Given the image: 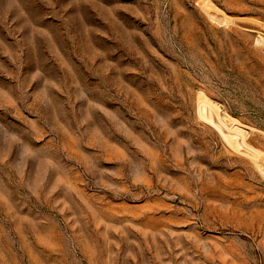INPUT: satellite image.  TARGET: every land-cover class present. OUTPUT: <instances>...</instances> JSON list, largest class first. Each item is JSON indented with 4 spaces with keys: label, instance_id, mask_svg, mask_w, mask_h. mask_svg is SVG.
I'll return each mask as SVG.
<instances>
[{
    "label": "rangeland",
    "instance_id": "374dc122",
    "mask_svg": "<svg viewBox=\"0 0 264 264\" xmlns=\"http://www.w3.org/2000/svg\"><path fill=\"white\" fill-rule=\"evenodd\" d=\"M260 35L264 0H0V264H264Z\"/></svg>",
    "mask_w": 264,
    "mask_h": 264
},
{
    "label": "bare ground",
    "instance_id": "6f19581e",
    "mask_svg": "<svg viewBox=\"0 0 264 264\" xmlns=\"http://www.w3.org/2000/svg\"><path fill=\"white\" fill-rule=\"evenodd\" d=\"M263 47H264V37H262L261 35L258 37V41ZM202 102V101H201ZM203 103V102H202ZM205 103V102H204ZM207 104H210V103H207ZM206 105V104H205ZM211 106V105H209ZM208 106V107H209Z\"/></svg>",
    "mask_w": 264,
    "mask_h": 264
}]
</instances>
